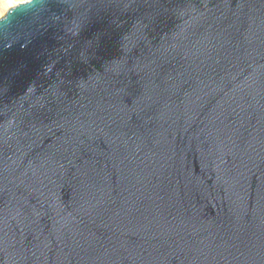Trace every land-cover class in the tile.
<instances>
[{
	"label": "water",
	"instance_id": "1",
	"mask_svg": "<svg viewBox=\"0 0 264 264\" xmlns=\"http://www.w3.org/2000/svg\"><path fill=\"white\" fill-rule=\"evenodd\" d=\"M0 264H264V0L10 7Z\"/></svg>",
	"mask_w": 264,
	"mask_h": 264
},
{
	"label": "rangeland",
	"instance_id": "2",
	"mask_svg": "<svg viewBox=\"0 0 264 264\" xmlns=\"http://www.w3.org/2000/svg\"><path fill=\"white\" fill-rule=\"evenodd\" d=\"M24 1L25 0H4L3 3H0V18L5 16L6 12L10 9V7L22 3Z\"/></svg>",
	"mask_w": 264,
	"mask_h": 264
},
{
	"label": "clouds",
	"instance_id": "3",
	"mask_svg": "<svg viewBox=\"0 0 264 264\" xmlns=\"http://www.w3.org/2000/svg\"><path fill=\"white\" fill-rule=\"evenodd\" d=\"M4 2V0H0V3H3Z\"/></svg>",
	"mask_w": 264,
	"mask_h": 264
},
{
	"label": "bare ground",
	"instance_id": "4",
	"mask_svg": "<svg viewBox=\"0 0 264 264\" xmlns=\"http://www.w3.org/2000/svg\"><path fill=\"white\" fill-rule=\"evenodd\" d=\"M25 1H28V0H25ZM25 1H24V2H25ZM24 2H22V3H24Z\"/></svg>",
	"mask_w": 264,
	"mask_h": 264
}]
</instances>
